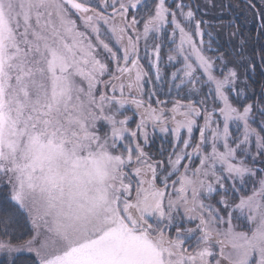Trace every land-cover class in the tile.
<instances>
[{"label": "snow or ice", "instance_id": "1", "mask_svg": "<svg viewBox=\"0 0 264 264\" xmlns=\"http://www.w3.org/2000/svg\"><path fill=\"white\" fill-rule=\"evenodd\" d=\"M206 27L191 0H0V264H264V92Z\"/></svg>", "mask_w": 264, "mask_h": 264}, {"label": "trees", "instance_id": "2", "mask_svg": "<svg viewBox=\"0 0 264 264\" xmlns=\"http://www.w3.org/2000/svg\"><path fill=\"white\" fill-rule=\"evenodd\" d=\"M254 2L256 8H251L248 0H191L197 19L208 21L211 25L204 30L212 33L213 48L225 55L229 67H239L241 80L245 78L248 59L255 61V71L247 73L248 91L249 94L255 93L253 99H258L264 92V66L259 62V55L264 54V33L257 16L262 7L257 0ZM208 41L205 35V47ZM160 147V140L156 139L148 150L155 154Z\"/></svg>", "mask_w": 264, "mask_h": 264}, {"label": "rangeland", "instance_id": "3", "mask_svg": "<svg viewBox=\"0 0 264 264\" xmlns=\"http://www.w3.org/2000/svg\"><path fill=\"white\" fill-rule=\"evenodd\" d=\"M260 4H261V7H262V9H261V12H264V0H257ZM186 3V2H185ZM260 25H261V21H260ZM263 30V33H264V29H262ZM194 39L196 40V42L197 43H199V39L200 38H198V37H194ZM165 53L167 54V50H165ZM169 71H171V69L169 70ZM162 99H164L165 97H161ZM134 126V125H133ZM197 135H198V133H197ZM148 150V149H147ZM149 151V150H148Z\"/></svg>", "mask_w": 264, "mask_h": 264}]
</instances>
